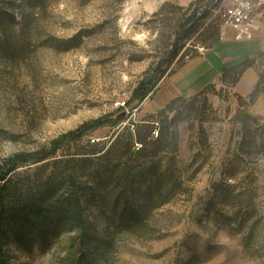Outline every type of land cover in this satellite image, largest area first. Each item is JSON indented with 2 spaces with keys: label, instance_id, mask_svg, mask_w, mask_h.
<instances>
[{
  "label": "rangeland",
  "instance_id": "rangeland-1",
  "mask_svg": "<svg viewBox=\"0 0 264 264\" xmlns=\"http://www.w3.org/2000/svg\"><path fill=\"white\" fill-rule=\"evenodd\" d=\"M8 1L11 12L21 8ZM161 9L151 0H49L36 15L15 11L5 34L15 57L0 59V175L12 155L40 151L107 120L58 154L109 150L105 170L122 175L129 168L131 202L145 208L138 223L110 222L100 263L264 264V19L251 43L233 41L229 28L218 41L217 22H205L155 94L134 109V91L149 68L161 62L167 68L183 14L169 6L156 16ZM146 123L155 125L153 134ZM159 134L145 156L125 146L131 135L150 141ZM111 185L107 217L124 189ZM74 236H63L46 255L11 247L10 260L68 264L79 249Z\"/></svg>",
  "mask_w": 264,
  "mask_h": 264
},
{
  "label": "trees",
  "instance_id": "trees-1",
  "mask_svg": "<svg viewBox=\"0 0 264 264\" xmlns=\"http://www.w3.org/2000/svg\"><path fill=\"white\" fill-rule=\"evenodd\" d=\"M6 1L0 0V59L15 57L13 43L5 37L7 26L16 23L15 11L22 14V17L25 9L36 15L37 8L44 9L49 2L10 0L9 3L19 2L21 7L11 12ZM204 1L196 0L187 8L180 7L183 14L174 28L167 68L164 67L165 62L149 68L134 91L133 101H137L134 109H138L155 94L173 63L186 49L187 43L193 42L195 35L205 26L209 10L200 11ZM169 6L174 5H163L156 16H164ZM215 31L219 41L218 26ZM247 65L249 63H245ZM229 72L223 71L225 76ZM175 102L177 100L167 107V112L172 111ZM120 122L115 120L113 124L116 126ZM107 123V120H99L78 132L66 134L40 151L15 154L5 161L2 166L3 174L0 175V264H12L9 257L11 247L25 254L37 251L46 255L54 250L56 242L65 235H75L72 241L79 243V249L75 253L70 252L68 264H102L97 256L108 249L106 239L112 237L108 231L110 222L114 224L116 220L119 222L127 219L125 221L129 224L131 221L138 223L140 219H144V206L138 208L134 201L131 202L132 199L135 200L136 194L133 182L129 180V168L122 175H118L117 171L105 170L103 161L110 154L109 150L103 153L97 152V149L91 155H66L58 158L65 145L105 127ZM144 126L149 134L155 132V125L152 123ZM159 138L160 134L156 139L151 137L150 141V137L142 139L139 135H131L125 146L132 156H145L149 144L152 141L158 142ZM91 146L98 148L99 144ZM21 169L25 170L20 171ZM115 181L124 189L112 199L113 215L107 217L108 189ZM122 201L123 210H119L117 206ZM94 207L97 208L96 220L91 219V209ZM100 223L105 232H99L97 225ZM103 233L108 234V237L103 236Z\"/></svg>",
  "mask_w": 264,
  "mask_h": 264
},
{
  "label": "built area",
  "instance_id": "built-area-1",
  "mask_svg": "<svg viewBox=\"0 0 264 264\" xmlns=\"http://www.w3.org/2000/svg\"><path fill=\"white\" fill-rule=\"evenodd\" d=\"M204 9L209 10L207 21L215 20L219 25L220 41L227 37L226 28L232 30L235 42L254 41L262 30L264 0H205L200 11Z\"/></svg>",
  "mask_w": 264,
  "mask_h": 264
},
{
  "label": "crops",
  "instance_id": "crops-1",
  "mask_svg": "<svg viewBox=\"0 0 264 264\" xmlns=\"http://www.w3.org/2000/svg\"><path fill=\"white\" fill-rule=\"evenodd\" d=\"M195 1L196 0H151V4L155 5L156 7L159 6L162 7L165 4H172L177 7L187 8L190 4H192ZM260 37H261V41H260L261 43L259 46L263 47L264 49V29Z\"/></svg>",
  "mask_w": 264,
  "mask_h": 264
}]
</instances>
